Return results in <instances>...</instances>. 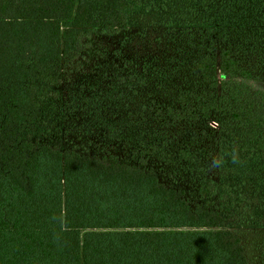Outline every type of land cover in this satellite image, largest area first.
I'll return each mask as SVG.
<instances>
[{
  "label": "trees",
  "instance_id": "trees-1",
  "mask_svg": "<svg viewBox=\"0 0 264 264\" xmlns=\"http://www.w3.org/2000/svg\"><path fill=\"white\" fill-rule=\"evenodd\" d=\"M140 3L0 0V264H248L229 228L234 212L212 202L216 179L199 176L201 201L192 204L159 180L149 162L167 156L158 137L139 140L130 160L38 137L41 110L56 102L93 29L118 33ZM194 46L182 60L186 84L153 115L169 126L225 111L264 150V86L254 88V71L207 36ZM179 155L194 161L187 149Z\"/></svg>",
  "mask_w": 264,
  "mask_h": 264
},
{
  "label": "rangeland",
  "instance_id": "rangeland-1",
  "mask_svg": "<svg viewBox=\"0 0 264 264\" xmlns=\"http://www.w3.org/2000/svg\"><path fill=\"white\" fill-rule=\"evenodd\" d=\"M206 36L254 71L255 89L264 86V0H141L118 33L93 29L75 68L63 71L56 102L41 110L38 137L124 160L139 155V140L158 137L167 156L149 162L159 180L181 188L192 204L201 201L199 176L216 179L212 202L234 212L229 228L248 264H264V150L225 111L169 126L153 115L186 84L182 60ZM153 130L163 135L152 137ZM180 149L194 161L180 159Z\"/></svg>",
  "mask_w": 264,
  "mask_h": 264
}]
</instances>
